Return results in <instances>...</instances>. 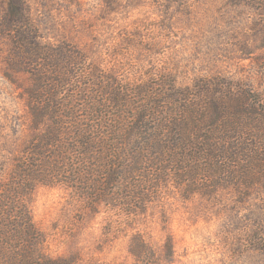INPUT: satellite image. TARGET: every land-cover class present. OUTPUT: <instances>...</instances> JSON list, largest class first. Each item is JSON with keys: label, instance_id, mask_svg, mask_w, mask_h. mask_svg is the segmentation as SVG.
Returning <instances> with one entry per match:
<instances>
[{"label": "trees", "instance_id": "16d2710c", "mask_svg": "<svg viewBox=\"0 0 264 264\" xmlns=\"http://www.w3.org/2000/svg\"><path fill=\"white\" fill-rule=\"evenodd\" d=\"M0 35L9 72L30 79L33 130L0 175V264H77L52 258L31 219L28 199L39 185H64L131 220L172 190L184 199L264 202V98L251 85L213 78L185 88L123 86L75 46L44 42L23 0L8 2ZM129 252L145 261L141 234Z\"/></svg>", "mask_w": 264, "mask_h": 264}, {"label": "rangeland", "instance_id": "374dc122", "mask_svg": "<svg viewBox=\"0 0 264 264\" xmlns=\"http://www.w3.org/2000/svg\"><path fill=\"white\" fill-rule=\"evenodd\" d=\"M10 0H0V17ZM44 42L69 43L119 84L190 87L213 78L242 81L264 98V2L242 0H23ZM0 35V175L33 137L26 89L8 70ZM264 204L184 199L176 190L131 220L92 207L64 186L36 187L28 199L52 258L77 264H264ZM148 256L137 261L131 238Z\"/></svg>", "mask_w": 264, "mask_h": 264}]
</instances>
